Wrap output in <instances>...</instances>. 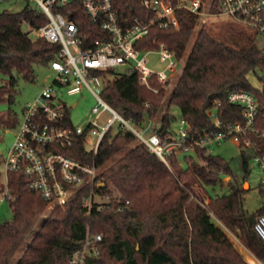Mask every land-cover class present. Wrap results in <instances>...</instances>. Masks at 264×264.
<instances>
[{"label":"trees","instance_id":"obj_1","mask_svg":"<svg viewBox=\"0 0 264 264\" xmlns=\"http://www.w3.org/2000/svg\"><path fill=\"white\" fill-rule=\"evenodd\" d=\"M114 3L122 18L145 17L139 0ZM74 20L88 42L104 38L86 16ZM46 23L43 14L29 6L19 12H0V75L4 77L0 103L10 105L0 111V142L7 130L19 124L11 105L20 81L35 82L36 66H50L58 59L59 44L32 39L23 30L24 24L38 29ZM198 25L186 18H181L178 28L154 25L137 45L146 52L164 43L184 61L178 79L169 83L170 89L169 84L162 86L153 79L155 93L141 85L137 73L96 74L104 82L103 99L123 118L143 126L160 116L155 133L163 144L177 137L173 107L190 124V136L196 140L223 132L207 115L217 101L224 123L244 122L242 108L228 102L233 91H246L257 99L254 126L264 130V89L254 87L249 79L257 75L264 87V77L258 75L264 74V46L250 29L216 24L219 31L215 34L214 24ZM246 141L251 142L250 147L245 146ZM239 147L241 176L229 161L206 150H196L194 156L174 154L168 167L118 125L105 134L96 153L87 149L82 135L72 147L59 151L100 169L98 180L105 186L98 192L110 196L111 203L102 210L95 204L90 211L85 206L91 196L89 185L79 188L66 207L50 210L41 194L29 190L30 181L22 173H9L5 185L1 172L5 157L0 154V196L7 189L13 214L10 221L0 224V264H12L21 250L16 264H70L88 232L103 239L99 255L87 258L85 264H248L231 234L264 261V241L255 230L264 205L249 212L245 198L251 161L264 152V138L247 133L240 138ZM127 201L129 205L119 211Z\"/></svg>","mask_w":264,"mask_h":264},{"label":"built area","instance_id":"obj_2","mask_svg":"<svg viewBox=\"0 0 264 264\" xmlns=\"http://www.w3.org/2000/svg\"><path fill=\"white\" fill-rule=\"evenodd\" d=\"M34 1L47 23L38 29L31 28V31L37 38L61 46L58 59L50 64L56 78L33 102L25 105L14 143L2 168L7 178L11 172L22 173L28 178L29 190L41 194L48 209L66 207L77 190L87 185L91 187V196L85 204L89 211L95 204H99L98 209L102 210L111 203L110 196L98 192L101 182L97 165L83 164L59 151L72 147L82 135H85L86 145L90 138L97 137L93 149L96 153L105 134L118 124L120 129L134 134L168 167V159L174 154L185 155L196 150L210 153L213 147L228 139L239 144L240 138L247 133L264 138V130L254 126L258 115L257 99L246 91H233L228 95V102L242 108L244 122L224 123L218 115L221 103L217 101L214 108L207 110V115L223 132L196 140L190 136V124L181 119L175 140L163 144L158 134L145 137L135 130L131 121L123 118L103 99L104 82L96 75L130 65L125 75L137 73L141 85L157 93L158 89L153 88L151 81L156 79L162 86L169 84L176 76L180 60L164 43L154 51L138 49L137 45L150 34L152 26L178 28L181 18L206 25L213 18L226 17L253 31L257 38H264V0H139L146 11L144 18H122L114 0ZM78 15H84L94 23L104 33V38L88 42L80 24L74 20ZM151 52H156L167 63L164 70L156 71L148 65ZM84 89L97 99L91 112L94 118H90L86 126H75L70 123L71 110L78 102L71 106L65 96L78 95ZM105 115H108L106 120ZM245 146L250 147L251 142L246 141ZM252 161L253 166L262 172L260 188L264 193V152ZM4 184L7 185V181ZM7 193L6 189L0 197V204ZM97 196L101 200H97ZM127 205L129 201L121 205L119 211H124ZM255 230L264 241V213L258 218ZM231 237L240 252H245L242 254L248 264H264L235 236L231 234ZM102 239V235L88 232L82 248L70 259V264H85L87 258L98 256Z\"/></svg>","mask_w":264,"mask_h":264},{"label":"rangeland","instance_id":"obj_3","mask_svg":"<svg viewBox=\"0 0 264 264\" xmlns=\"http://www.w3.org/2000/svg\"><path fill=\"white\" fill-rule=\"evenodd\" d=\"M26 6H29L31 8L37 9V5L34 0H5L0 2V12H3L5 10L11 11V12H19L22 9H24ZM214 24L212 26V31L216 34L219 29L216 24H229V25H237L241 29L248 31V28L238 25L231 20H229L226 17H219V18H213L208 26ZM201 26V24H199ZM198 25V27H199ZM23 30L25 32H30V37L32 39H36V35L32 29L27 25H23ZM249 32V31H248ZM258 43L261 46H264V38H257ZM192 45V44H191ZM190 49V47H189ZM148 65L153 68L156 71L164 70L167 63L163 62L161 60L160 55H158L156 52H151L148 54ZM184 61H180L177 69L176 76L171 80V84L174 83L182 69H183ZM130 68V65L125 67L118 68L115 72L118 74H125L127 73L128 69ZM36 73H37V79L35 82H25L20 81L18 92L15 97V102L11 105L13 110L17 112L19 122L22 120L23 115V109L27 103L33 102L37 96L41 93L44 87L51 84L55 78L56 74L53 72V70L50 68V66H36ZM258 75L261 77H264V74L261 72H258ZM252 85L259 89H264L263 84L259 81L257 75H251L249 77ZM4 82V77L0 75V87L2 86ZM168 89H170V84L168 86ZM65 100L72 106L75 102H78V105L76 107L72 108L71 112V118L72 122L75 126H86L87 122L90 120L91 112L94 106L97 105V99L96 97L87 89H84L80 94L75 96L68 97L65 96ZM9 104L7 103H0V111L6 110L9 108ZM173 114L176 116V121L174 123V130L178 132V130L181 127L180 120H181V114L178 108L173 107L172 108ZM108 118V115L104 116V119L106 120ZM160 124V116L151 122V130L157 129ZM118 124H116L117 126ZM133 128L139 132H142V134L145 137H148L150 135V131L145 130L142 126H137L132 124ZM15 134H16V128L7 130L6 133H4L2 141L0 142V154L6 157L9 149L11 148L12 144L15 140ZM97 142V137L90 138L88 141L86 147L88 150L94 149V144ZM211 153L214 155H218L223 157L225 160L229 161L232 164V167L236 171L238 175H242V170L240 169V164L238 161V157L241 154V148L239 147V144L234 140H226L221 145L215 146L211 149ZM189 155L194 156V153H189ZM201 161V160H200ZM202 162V161H201ZM1 172H2V180L3 183H6L7 181V175L1 166ZM262 178V172L255 168L253 166V161H251V171L248 175V185L245 184L246 190L248 192L246 193V208L249 212H254L257 209H259L261 206L264 205V196L261 195L260 191V181ZM229 181V180H227ZM218 194H221V190L219 188L216 189ZM1 197V196H0ZM97 200H101L98 196L96 197ZM208 202V201H207ZM50 210V209H48ZM13 218L12 210L10 208L9 201L4 198L3 202L0 204V224L10 221ZM21 250L19 254L17 255V258L13 261L12 264H16L18 258L22 254ZM245 255V252H242Z\"/></svg>","mask_w":264,"mask_h":264},{"label":"crops","instance_id":"obj_4","mask_svg":"<svg viewBox=\"0 0 264 264\" xmlns=\"http://www.w3.org/2000/svg\"><path fill=\"white\" fill-rule=\"evenodd\" d=\"M142 127H143L145 130L150 131V132H151L150 135L155 133V129H154V130H151V122H150V123H146V124H144Z\"/></svg>","mask_w":264,"mask_h":264},{"label":"water","instance_id":"obj_5","mask_svg":"<svg viewBox=\"0 0 264 264\" xmlns=\"http://www.w3.org/2000/svg\"><path fill=\"white\" fill-rule=\"evenodd\" d=\"M227 180H229V178H227ZM246 185H248V184H246ZM105 186V184L104 183H101L100 185H99V188H103ZM245 188H246V186H245Z\"/></svg>","mask_w":264,"mask_h":264}]
</instances>
